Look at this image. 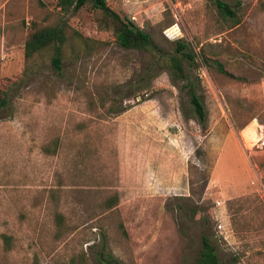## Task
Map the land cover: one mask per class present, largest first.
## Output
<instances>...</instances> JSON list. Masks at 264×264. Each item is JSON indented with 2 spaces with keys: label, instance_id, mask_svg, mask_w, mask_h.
I'll use <instances>...</instances> for the list:
<instances>
[{
  "label": "rangeland",
  "instance_id": "rangeland-1",
  "mask_svg": "<svg viewBox=\"0 0 264 264\" xmlns=\"http://www.w3.org/2000/svg\"><path fill=\"white\" fill-rule=\"evenodd\" d=\"M221 1L235 20L206 0H106L156 47L139 52L89 4L0 0V264H194L201 236L218 264H264V0ZM53 25L58 71L51 49L23 52ZM188 51L202 123L166 61Z\"/></svg>",
  "mask_w": 264,
  "mask_h": 264
},
{
  "label": "trees",
  "instance_id": "trees-1",
  "mask_svg": "<svg viewBox=\"0 0 264 264\" xmlns=\"http://www.w3.org/2000/svg\"><path fill=\"white\" fill-rule=\"evenodd\" d=\"M206 1L209 2L221 19L235 20V12L221 0ZM57 4L63 12L77 11L85 4H89L94 14V23L97 29L109 31L120 48L139 52L154 51L156 48L146 33L142 32L132 22L120 18L117 13L108 7L106 0H58ZM64 41L63 30L60 27L53 25L36 29L25 40L24 58L29 59L41 50L51 49L50 64L55 71H58L61 63V46ZM182 49H184L183 45L177 48L178 51ZM193 59V53L188 51L180 56H168L166 61L168 68L172 71V76L182 82L181 89L187 96L194 117L199 123H202L205 118L203 105L196 95L192 83L182 75L181 62L187 60L189 63H193ZM219 70H221L220 67ZM6 104L7 96L5 92L0 90V109L4 108ZM56 219L59 220V217H56ZM104 264L110 263L105 262ZM194 264H218L214 248L205 236L200 238V248Z\"/></svg>",
  "mask_w": 264,
  "mask_h": 264
},
{
  "label": "built area",
  "instance_id": "built-area-1",
  "mask_svg": "<svg viewBox=\"0 0 264 264\" xmlns=\"http://www.w3.org/2000/svg\"><path fill=\"white\" fill-rule=\"evenodd\" d=\"M198 76H199V78L204 77V72L201 70L200 71V74ZM215 204H216V206H219L220 205V202H216ZM216 228H217V230L219 232H221L222 226L220 224H217Z\"/></svg>",
  "mask_w": 264,
  "mask_h": 264
}]
</instances>
